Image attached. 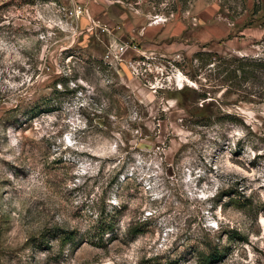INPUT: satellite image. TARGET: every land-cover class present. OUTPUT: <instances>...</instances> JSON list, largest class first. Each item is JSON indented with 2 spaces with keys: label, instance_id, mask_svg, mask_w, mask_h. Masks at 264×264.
I'll use <instances>...</instances> for the list:
<instances>
[{
  "label": "rangeland",
  "instance_id": "374dc122",
  "mask_svg": "<svg viewBox=\"0 0 264 264\" xmlns=\"http://www.w3.org/2000/svg\"><path fill=\"white\" fill-rule=\"evenodd\" d=\"M194 1L264 51V0H0V264H264V102L137 50Z\"/></svg>",
  "mask_w": 264,
  "mask_h": 264
},
{
  "label": "crops",
  "instance_id": "0c3cea01",
  "mask_svg": "<svg viewBox=\"0 0 264 264\" xmlns=\"http://www.w3.org/2000/svg\"><path fill=\"white\" fill-rule=\"evenodd\" d=\"M200 2L194 1L187 11L172 17L145 11L138 31V39L143 42L144 47L137 50L142 54L167 59L173 56L191 58L198 51L230 57L253 55V47L245 43L242 37L239 39L243 42L241 44L236 42L227 43L228 46L221 45L220 42L229 39L231 35V24L226 18L219 16L217 11L212 12V5ZM156 16L165 18L166 21H160Z\"/></svg>",
  "mask_w": 264,
  "mask_h": 264
},
{
  "label": "trees",
  "instance_id": "16d2710c",
  "mask_svg": "<svg viewBox=\"0 0 264 264\" xmlns=\"http://www.w3.org/2000/svg\"><path fill=\"white\" fill-rule=\"evenodd\" d=\"M258 12L259 9L255 8L252 15H256ZM260 26L264 29V19ZM261 42L264 43V38ZM191 61L199 62V68L208 71L209 75L213 73L215 75L214 79L217 80L218 83H221L220 86H226L227 91H231L235 94L239 92L243 93V100L264 102V51L258 56L243 57H223L209 51H198L192 55ZM85 63L91 67H96V70L100 72H107L109 69V65L105 64L103 60L87 57ZM73 81L76 83V79ZM60 83L64 90L59 91L54 88L51 93L54 99L62 95L72 94L79 88V86L75 85V87L69 91L67 89V79H64ZM106 83L105 88H107L108 93L105 92L104 98L102 99V101H104L103 107L99 109L100 112L105 114L107 113L106 110L110 108V102H119L120 99V96L116 94V83L110 80H107ZM45 100L50 101V98H46ZM53 111H56L55 107L47 108V112ZM98 228H101L103 233L111 232L112 230L110 224L104 223H101ZM73 237L74 235L72 233H66L62 240L68 243L73 240Z\"/></svg>",
  "mask_w": 264,
  "mask_h": 264
},
{
  "label": "built area",
  "instance_id": "2783aa9c",
  "mask_svg": "<svg viewBox=\"0 0 264 264\" xmlns=\"http://www.w3.org/2000/svg\"><path fill=\"white\" fill-rule=\"evenodd\" d=\"M163 19V18H162ZM163 21H166V19L164 18Z\"/></svg>",
  "mask_w": 264,
  "mask_h": 264
},
{
  "label": "bare ground",
  "instance_id": "6f19581e",
  "mask_svg": "<svg viewBox=\"0 0 264 264\" xmlns=\"http://www.w3.org/2000/svg\"><path fill=\"white\" fill-rule=\"evenodd\" d=\"M157 19H159V17Z\"/></svg>",
  "mask_w": 264,
  "mask_h": 264
}]
</instances>
